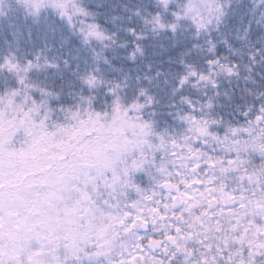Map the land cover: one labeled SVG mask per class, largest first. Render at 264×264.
<instances>
[{"label":"snow or ice","instance_id":"snow-or-ice-1","mask_svg":"<svg viewBox=\"0 0 264 264\" xmlns=\"http://www.w3.org/2000/svg\"><path fill=\"white\" fill-rule=\"evenodd\" d=\"M0 264H264V0H0Z\"/></svg>","mask_w":264,"mask_h":264}]
</instances>
